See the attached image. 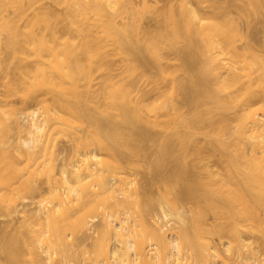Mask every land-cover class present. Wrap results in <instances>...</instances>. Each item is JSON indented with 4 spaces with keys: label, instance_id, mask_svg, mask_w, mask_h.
<instances>
[{
    "label": "bare ground",
    "instance_id": "6f19581e",
    "mask_svg": "<svg viewBox=\"0 0 264 264\" xmlns=\"http://www.w3.org/2000/svg\"><path fill=\"white\" fill-rule=\"evenodd\" d=\"M233 5L264 0H0V264H264V51Z\"/></svg>",
    "mask_w": 264,
    "mask_h": 264
},
{
    "label": "rangeland",
    "instance_id": "374dc122",
    "mask_svg": "<svg viewBox=\"0 0 264 264\" xmlns=\"http://www.w3.org/2000/svg\"><path fill=\"white\" fill-rule=\"evenodd\" d=\"M225 1L228 4L236 3V0H225ZM231 15L238 19L243 29L244 37L241 41H239V43L244 44L247 41H250L257 49H259V51L260 50L264 51V9L257 12L256 14L252 13L250 15L249 14L240 15L236 7L233 5L231 7ZM179 72L180 74L182 73L181 71ZM191 74L193 73L191 72ZM182 76H184V74ZM178 98L181 102H183L182 94H180ZM185 108H187V106H185ZM153 133L157 135V131H153ZM141 144L144 145V142H141ZM66 145L68 144L66 143ZM153 152L154 151H151L145 145L144 147L141 146V151L136 156L130 155L128 159L129 162L125 161L126 162L125 164L128 163L127 168H129L130 171L135 172L134 174L138 177L136 178L137 180L139 179L138 183L140 185V189L142 193L145 196L153 199L154 201H157L158 199L157 191L158 189H163L165 184H163V181L160 179L156 170L153 168V162L156 159V155ZM211 164L215 169H220L222 166V161L220 158L214 157L211 161ZM129 169L127 170L129 171ZM15 220L16 221L15 222L12 221L10 226L7 228L8 231L11 232V234L16 233L17 232L16 229L20 225V221H21L20 218ZM0 224H4L2 217H0Z\"/></svg>",
    "mask_w": 264,
    "mask_h": 264
}]
</instances>
